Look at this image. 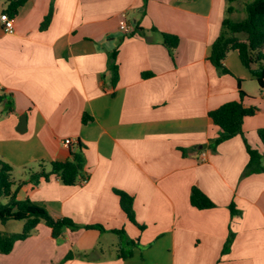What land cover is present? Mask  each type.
<instances>
[{"label":"crops","instance_id":"obj_1","mask_svg":"<svg viewBox=\"0 0 264 264\" xmlns=\"http://www.w3.org/2000/svg\"><path fill=\"white\" fill-rule=\"evenodd\" d=\"M227 9L226 0H27L11 32L0 23V159L26 170L71 160L81 145L88 178L66 186L51 177L29 193L54 219H72L80 229L56 240L41 223L0 253V264H264V173L243 175L245 141L264 152L257 133L264 89L238 51L224 60L229 74L209 60ZM122 22L143 32L126 34ZM161 33L179 37L173 55ZM241 90L259 112L245 118L242 135L214 148L220 128L209 113L239 100ZM84 115L91 117L85 123ZM194 186L216 207H194ZM116 191L134 198L136 223ZM117 238L131 256L120 258L122 248L104 256Z\"/></svg>","mask_w":264,"mask_h":264},{"label":"trees","instance_id":"obj_2","mask_svg":"<svg viewBox=\"0 0 264 264\" xmlns=\"http://www.w3.org/2000/svg\"><path fill=\"white\" fill-rule=\"evenodd\" d=\"M26 2L27 0H6V7L3 11L8 13L11 18H15ZM226 2L228 4V16L223 21L220 35L212 45L209 60L220 74H229V70L224 65V60L229 52L238 51L242 64L250 70L259 86L264 89V0L248 2L245 7L246 17L241 20H233L230 17L235 11L232 5L235 0H226ZM52 17L53 10L51 9L41 24V30H46L49 27ZM142 32L143 29L136 27L130 35L133 36ZM161 36L162 44L173 55L179 45V37L169 33H161ZM117 54L118 51L114 50L109 57L112 71L111 84L113 86L119 80ZM246 96V93L241 90L239 100L228 102L209 113L214 125L220 128V135L214 141V148L227 140L242 135L245 118L255 116L259 112L257 106L247 105L244 102ZM5 102L6 96L0 95V105ZM90 118L84 115L83 122L85 123ZM257 133L264 147V129L258 130ZM245 145L249 154V162L243 175L264 173V152L253 149L247 141H245ZM82 148L79 145L78 151L73 153L71 160L37 162L35 168L28 169L31 175L30 178L18 183L13 180L14 167L0 159V223L5 225L10 221L23 222L21 233H6L0 230V253L9 254L12 252L15 243L32 236L41 223H45L51 228L52 237L56 240L62 236L66 229L78 230L81 228L72 219H54L44 206L33 202L29 198V193L40 182L49 181L51 177H56L66 186L83 184V180L88 178L85 173L86 158ZM24 190L26 191V197L22 199L21 193ZM116 194L120 197L121 208L128 219L132 223H136L133 208L134 198L123 191H116ZM190 198L191 204L200 210L216 207V204L197 186L192 188ZM229 208L232 216L240 214L235 203H231ZM85 228L95 227L86 226ZM114 232L121 234L124 230H115ZM233 238L234 234L231 232L227 248ZM134 242L133 240L129 241L130 245H133ZM82 254L84 255V252ZM131 255L132 252L125 253L122 248L118 256L127 258ZM74 256V253L70 252L64 260H71Z\"/></svg>","mask_w":264,"mask_h":264},{"label":"rangeland","instance_id":"obj_3","mask_svg":"<svg viewBox=\"0 0 264 264\" xmlns=\"http://www.w3.org/2000/svg\"><path fill=\"white\" fill-rule=\"evenodd\" d=\"M250 1L252 0H235V2H233L232 4L235 8V11L230 15V17L233 20H241L245 18L246 17L245 7H246V4ZM5 7H6V0H0V9H4ZM1 107L2 106H0V109H2ZM29 168H32V167L29 166ZM12 174H13V180L16 183L22 180H27L31 176L30 171H28V168H26V170H20L18 168L17 169L14 168V171ZM21 198L24 199V196L22 195ZM0 230L3 232L21 233L23 230V222L10 221L5 227L1 226L0 224ZM120 248L127 250V247L124 245V240L117 238L115 241H113L112 247L106 248L104 250V256L111 257L114 254V252H116Z\"/></svg>","mask_w":264,"mask_h":264},{"label":"built area","instance_id":"obj_4","mask_svg":"<svg viewBox=\"0 0 264 264\" xmlns=\"http://www.w3.org/2000/svg\"><path fill=\"white\" fill-rule=\"evenodd\" d=\"M14 22H15V18H11L8 13L0 9V23L3 25L5 31L11 32L14 29ZM120 29L126 34L132 33L134 31V27L128 25L126 22H122L120 24ZM1 88L2 86H0V89ZM71 143L72 141L70 139H66L64 144L68 146ZM87 182H88V179L83 180L84 184Z\"/></svg>","mask_w":264,"mask_h":264},{"label":"water","instance_id":"obj_5","mask_svg":"<svg viewBox=\"0 0 264 264\" xmlns=\"http://www.w3.org/2000/svg\"><path fill=\"white\" fill-rule=\"evenodd\" d=\"M26 128H27V116L26 115H22L20 117V124H19V127H18V131L20 133H23L26 131Z\"/></svg>","mask_w":264,"mask_h":264}]
</instances>
